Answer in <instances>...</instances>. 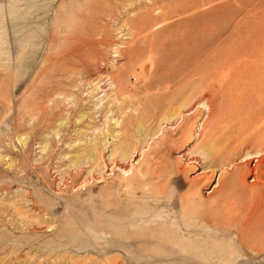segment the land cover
<instances>
[{"label":"rangeland","instance_id":"obj_1","mask_svg":"<svg viewBox=\"0 0 264 264\" xmlns=\"http://www.w3.org/2000/svg\"><path fill=\"white\" fill-rule=\"evenodd\" d=\"M250 51L264 0H0V264H264L214 144L264 110Z\"/></svg>","mask_w":264,"mask_h":264},{"label":"bare ground","instance_id":"obj_2","mask_svg":"<svg viewBox=\"0 0 264 264\" xmlns=\"http://www.w3.org/2000/svg\"><path fill=\"white\" fill-rule=\"evenodd\" d=\"M242 57H244V60H242L243 64L245 65V63H247V67H246L247 69H248L249 65H252V68L248 69V71L245 69L247 71L246 74L249 75L251 79H249V76H248L245 80L244 79L242 80L246 84L241 83L242 81L240 83L239 82L236 83L237 85L238 84L241 85V86L238 85V87H244L245 85L251 83V80L253 77L256 78V80L259 77H263L262 79L264 80V52L250 51V52H247ZM231 66H233L232 68L234 70H238L240 68L239 67L240 65L239 64L236 65V63L231 65ZM233 72H236V71H233ZM241 73H243L242 70H241ZM241 73L239 72L238 74H241ZM234 76H235V80H236V75L234 74ZM238 78H240V77H238ZM260 83H262V82H260ZM233 84H234V82H233ZM261 87L264 88V81H263V85ZM256 98H257V96H256ZM253 101H255V100H253ZM249 105L253 106L252 104H249ZM259 105H262V104L260 103ZM251 106H248V107H251ZM242 108L238 111L240 114L236 118V123H240L241 115H243L245 112L247 113V109L244 111V113H241L243 111ZM260 108H262V107H260ZM256 113H257V110H256ZM259 113H261V114L259 116L257 115L258 117H257V121L255 124L251 122L252 124H249V125L245 124V126L242 125L243 127L241 125H237V126H235V129H236V131H234L235 133L232 132L230 135L229 134H227V135L221 134L220 136H218V138H216L217 140L214 142V144L216 146H222L223 145V148H227V149H229L231 147H237L238 148L237 152L236 151L229 152V150H227L225 152V155H226L225 157H227V159L225 161H223L222 174L224 173V175L226 176V172L228 170H230L232 172V175H233L232 176L233 180L237 179L235 177H238L239 175H241V173H244V177L248 176V175H252L253 179L250 180L248 183H255V186L251 189V191L255 190V189L258 190L257 196L253 202H248V200L247 201L244 200L242 202L239 200V198L235 199L234 197H233V199H231L232 197H230V195L227 197V200L225 201L227 204L226 207L229 205V207H231V209L229 207L226 208L224 206L225 207L224 211H226V212H224L223 215H224V217L227 216L228 219L230 217V220L232 221V222L229 221L230 223H233L234 221L238 223V225H239L238 228L239 227L240 228H239V230L236 229L237 230L236 232H238L237 234H238V237L241 240V242H246L244 236L247 235L249 230L253 231V229H255V228H258V233L260 234V239L263 240V242H264V110H262ZM255 117H256V115H255ZM250 119H251V117H250ZM262 122H263V124H261V126H259L258 124L262 123ZM224 130H225V128H224ZM232 134H233V136H232ZM249 144H251V145L249 146ZM211 155H214V154H211ZM184 156H185V154L183 155V157ZM197 164H199V163H197ZM209 169H210V167H209ZM205 174H206V172H205ZM227 175H229L228 172H227ZM201 176H200V178H201ZM222 177L224 178V176H222ZM227 177L228 176H226V179H228ZM228 181H230V182L229 183L226 182V183L230 184L229 185L230 187L232 185L231 189H233L234 194H235V192L236 193L238 192L240 194L241 193L246 194L247 190H249L247 187H243L242 191H239L237 188V185L233 184L234 181H232L231 179ZM245 182H247V181L241 180V183H245ZM220 183L221 182L218 181L217 184L214 186V189L209 194L217 192L218 188L220 187ZM242 186H243V184H242ZM231 202L234 203L233 206H230ZM224 219H226V218H224ZM207 220L209 221V219H207ZM234 225H235V223H234ZM235 228H237V227H235Z\"/></svg>","mask_w":264,"mask_h":264}]
</instances>
